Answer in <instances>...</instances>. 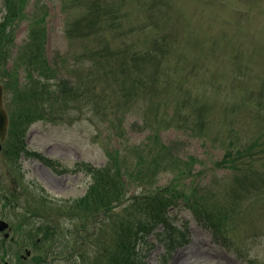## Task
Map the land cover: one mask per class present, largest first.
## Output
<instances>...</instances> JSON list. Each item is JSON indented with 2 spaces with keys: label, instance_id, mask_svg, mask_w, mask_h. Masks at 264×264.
<instances>
[{
  "label": "trees",
  "instance_id": "16d2710c",
  "mask_svg": "<svg viewBox=\"0 0 264 264\" xmlns=\"http://www.w3.org/2000/svg\"><path fill=\"white\" fill-rule=\"evenodd\" d=\"M28 2L0 0V79L4 81L6 94L18 97L7 101L10 126L5 156L16 163L23 151L26 156L38 157L57 172L66 171L67 168L57 166L55 160L27 149L24 141L26 130L33 122L54 119L56 113H65L60 102H72L67 108L75 112L96 110L100 102V110L115 133L118 124L114 121L118 123L124 113L135 106L142 111L143 126L150 129L145 141L123 142L122 146L108 151L102 166L76 163L74 171H83L91 177L83 195L61 201L44 196L42 205L35 209L64 210L65 216L74 220L75 228L86 226L90 217L103 215L99 223L106 224L107 219L112 227L109 230L107 226L101 227L98 232L102 237L98 239L102 249L98 256L101 264H144L142 249L147 244L146 238L159 226L161 230L157 236L164 247L160 259L165 261L171 251L186 241L168 215L170 207L179 205L189 210L215 240L225 244L229 229L236 225L235 218L247 211L242 209L254 205L257 210L264 204L262 135L243 141L228 132L221 144L223 155L213 165L215 169H226L227 174L216 185L201 186L189 181V177L194 176L197 158L178 157L174 152L178 143L163 142L158 132L162 127L173 126L180 118L203 130L207 113L212 114L213 109L178 81L181 75L178 71L193 72L194 69L192 63L180 68L176 55L181 50L174 46L165 49L164 44L157 43L132 53L124 43L116 44L120 37L124 39L117 30L116 4L111 0H80L75 6L77 11L66 15L65 22V34L74 51L73 62H68L70 58H62L67 72L72 75L74 70L77 74L74 81L58 77L56 66L52 67L45 57L47 11L43 5L40 12L30 15L26 40L13 56L11 67H7L12 57L15 27L26 16ZM19 70L24 72L22 82L18 79ZM249 93L259 100L256 87L249 89ZM230 94L234 101L238 99ZM208 98L215 99L213 94ZM229 100L226 94L222 99L225 107ZM139 102L145 105V110ZM162 172H169L172 177L166 184L156 185L155 178ZM128 184L140 190L129 195ZM223 190L227 195L221 201L219 195ZM255 262L264 264L257 257ZM249 263L253 262L249 260Z\"/></svg>",
  "mask_w": 264,
  "mask_h": 264
},
{
  "label": "rangeland",
  "instance_id": "374dc122",
  "mask_svg": "<svg viewBox=\"0 0 264 264\" xmlns=\"http://www.w3.org/2000/svg\"><path fill=\"white\" fill-rule=\"evenodd\" d=\"M111 1L117 8V30L124 36L116 44L124 43L132 53L157 43L164 44L165 49L174 46L181 50L176 55L180 68L183 64L194 65L193 72L187 69L178 71L181 74L178 81L183 87L190 88L194 96L206 101L207 106L213 109L212 114L206 112L208 119L203 130L180 118L173 126L162 127L158 133L163 142L178 143L174 150L178 157L197 158L193 167L194 176H190L189 181L201 186L216 185L227 174L226 169H215L213 165L223 155L221 144L228 132L243 141L258 134L264 138V0H215L214 3L203 0ZM79 3L80 0H29L25 8L26 16L16 26L12 57L7 67H11L16 49L26 38L30 15L40 12L43 5L47 11L45 57L52 67L56 66L58 77H69L74 81L77 74L74 70L72 75L67 72L62 58H70L68 62H73L71 55L74 51L65 34V22L66 15L71 16L77 11L75 6ZM175 60L174 63H177ZM84 68L88 69V66ZM18 79L24 80L22 70L18 72ZM254 87L259 100L249 93V89ZM230 93L238 99L234 101ZM212 94L215 99L208 98ZM226 94L230 98L227 107L222 101ZM60 103L65 113H56L54 119L32 123L26 134L28 148L59 160L60 167L71 168L76 162L83 161L102 166L108 151L122 146L123 142L141 143L150 133V129L141 122L142 111L135 106L128 109L129 112L124 113L118 123L114 121L118 124V132L115 133L100 110V102L96 110L89 108L85 112L69 111L70 101ZM139 104L145 110V105L142 102ZM123 109L125 111V107ZM58 116L62 118L58 119ZM203 133L206 136H201ZM21 165L25 176L34 181L33 187H29L33 195L39 194L41 185L54 198H74L86 191L90 181L88 174L81 171L60 174L33 158H23ZM171 177V173L162 172L155 178V184H166ZM127 190L130 195L140 189L128 184ZM226 195V190H223L219 199H226ZM242 210L247 211L235 218L236 225L229 229L224 244L213 239L211 232L183 205L169 208L168 215L178 233L181 236L183 233L186 242L161 261L159 256L163 245L156 234L161 230L159 226L148 235L147 244L143 246L145 264H258L256 257L264 262V204L257 210L254 205ZM67 223L62 219L60 225L66 226ZM105 223L95 221L94 228L87 227L81 233L77 230L68 236L72 243L81 245L80 253L86 254L95 264H101L98 256L102 249L98 239L102 240V237L98 232L101 227L107 226L108 230L112 227L107 219ZM84 238L86 241L81 242ZM91 242L92 247L88 245ZM79 261L76 258V262Z\"/></svg>",
  "mask_w": 264,
  "mask_h": 264
},
{
  "label": "flooded vegetation",
  "instance_id": "af4514ba",
  "mask_svg": "<svg viewBox=\"0 0 264 264\" xmlns=\"http://www.w3.org/2000/svg\"><path fill=\"white\" fill-rule=\"evenodd\" d=\"M0 162V264H79L80 245L48 237L43 214L31 210L34 195L24 177L17 180V171L3 157Z\"/></svg>",
  "mask_w": 264,
  "mask_h": 264
},
{
  "label": "water",
  "instance_id": "95a60500",
  "mask_svg": "<svg viewBox=\"0 0 264 264\" xmlns=\"http://www.w3.org/2000/svg\"><path fill=\"white\" fill-rule=\"evenodd\" d=\"M7 113L3 107V87L0 83V140L3 141L7 132Z\"/></svg>",
  "mask_w": 264,
  "mask_h": 264
}]
</instances>
